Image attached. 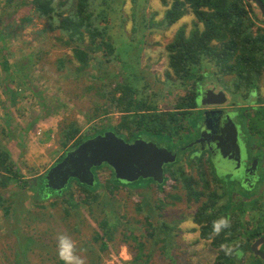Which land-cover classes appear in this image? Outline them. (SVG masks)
I'll use <instances>...</instances> for the list:
<instances>
[{
	"label": "rangeland",
	"instance_id": "374dc122",
	"mask_svg": "<svg viewBox=\"0 0 264 264\" xmlns=\"http://www.w3.org/2000/svg\"><path fill=\"white\" fill-rule=\"evenodd\" d=\"M110 4L111 10L116 12L110 14L108 23L111 52L105 49L111 61L106 62L104 49L95 54L103 62L99 73L92 69L87 72L105 76V80L94 82L91 74H77L74 64L69 61L71 51L57 40L58 33L41 36V22L35 19L31 23L19 21L20 17L28 15L26 8L15 14L12 9L4 8V0H0V145L11 153V159L24 179L30 181L43 176L65 153L60 146V133L71 123L77 124L79 135L118 127L122 116L107 108V91H111V85L120 82L126 73L142 79L140 90L156 99L152 98L160 111L176 103L179 92L169 91L170 83L165 77L166 46L179 29L184 28L186 34L189 33L193 15L187 13L172 26L163 28L160 23L166 7L160 0H110ZM4 62L9 65V71H5ZM221 77L223 81L232 79L231 76ZM213 82L222 86L219 79ZM259 84L264 86V77ZM104 93L106 97H103ZM236 100L244 105L241 95ZM192 121L193 118L187 121L184 131L189 132L190 137L195 123ZM121 132L128 135L126 130ZM146 134L143 135L145 140L152 138ZM261 136L264 137V127L250 137L256 150L264 153V147L258 146ZM162 138L159 139L162 144L175 143L173 137ZM180 153L178 158L184 155ZM201 160L199 158L193 165L198 169V164H205L211 170L204 156ZM212 171L210 174L224 184L229 199L245 204L259 201V196L252 200L235 194L225 177L213 175ZM109 175L108 170L100 171V182L104 183ZM170 187L171 184L166 185L163 193L153 185L139 189L119 187L112 197H101V202L108 205L105 208L107 214L102 213L99 206L92 209V215L87 208L66 215L62 205L51 206V197L39 201L33 192L22 189L20 184L0 188V264H213L217 249L209 241L200 239L198 226L192 221L199 203H187L178 192L181 200L164 199L166 205L159 209L160 214H156L158 199L162 200L171 191ZM211 188L214 189V185ZM68 193L76 198L78 190L74 182ZM142 199L148 204L138 212V202ZM147 213L152 216L155 226L165 223L173 229L167 243L161 240L163 234L147 236ZM117 216L120 226L113 242L106 241L108 248L101 251L99 244L93 242L97 223L106 218L112 224ZM26 239L32 243L23 244ZM137 241L143 244V251L140 260L135 262ZM249 254L247 252V256Z\"/></svg>",
	"mask_w": 264,
	"mask_h": 264
},
{
	"label": "trees",
	"instance_id": "16d2710c",
	"mask_svg": "<svg viewBox=\"0 0 264 264\" xmlns=\"http://www.w3.org/2000/svg\"><path fill=\"white\" fill-rule=\"evenodd\" d=\"M261 1L264 4V0ZM160 2L166 7L160 23L163 28L172 26L187 13H191L194 17L189 33L186 34L184 28L179 29L174 39L166 46L168 65L165 77L170 83L167 87L169 91L179 92L176 103L169 111H160L154 102L156 99L152 97L154 99L152 100L151 95H145L140 90L142 79L128 72L121 77L120 82L111 85V91H107V108L122 116L118 127L102 128L91 135H79L80 129L77 124L71 123L60 133V146L65 153L83 141L108 130L114 131L119 137H124L118 134L119 130L128 131L129 137H137L135 136L137 132L145 134L155 130L168 138L174 137L184 145L188 142V135L184 133L185 124L193 118L192 122L195 123L192 127L196 125L197 120L194 117L197 115L194 114V110L199 105L200 87L206 81L211 80L210 78L215 77L216 74L220 77L234 75L239 86L253 89L257 80L264 77V23L258 8L251 2L247 0H171V2L160 0ZM4 8L12 9V13L15 14L26 8L28 15L20 17L19 21L31 23L35 19L41 22L42 28L39 31L41 36L58 33L57 40L71 51L69 61L74 64L78 75L91 74L94 82L105 80V76L92 75L87 71L92 69L99 73V66L103 62L95 54L102 49L106 52L104 55L106 62L111 61L108 52L105 51L107 48L111 52L112 48L108 23H110V14L115 11L111 10L110 0H4ZM59 63L62 64V61ZM3 64L5 71H9L7 62ZM213 68L216 70L213 71ZM126 76H129V79ZM115 78L118 79L116 76ZM182 90L184 92H181ZM103 97H106L105 93ZM107 108L104 109L106 113ZM65 153L56 163L61 161ZM197 167L202 173L199 174V181L185 176L182 166L176 163L165 169L167 179L161 185L151 180L122 185L115 179L113 171L108 166L102 165L92 169L95 176L93 186L72 181L78 190L74 198L72 193L66 194L71 184L57 193L44 187V175L30 181L24 179L20 169L14 165L8 149L0 145L1 189H6L10 184H20L22 189L33 192L39 201L51 197V206L62 205L61 209L66 215L81 208H87L92 215V209L99 206L101 212L107 214L105 208L108 205L101 202V197L103 195L112 197L119 187L139 189L147 188L152 183L163 193L166 185L171 184L170 192L176 193L169 192L162 200L158 199L156 214H160L159 209L162 210L166 205L164 199L180 201L182 197L178 192L184 196L187 203H199L192 221L198 226L200 239L209 241L211 246L217 249L213 264H264V261L251 252L247 256L250 241L257 239L256 235L239 237L236 234L239 231L231 223V203L227 194L212 189V182L215 184L216 180L205 177L201 164ZM105 170H108L110 175L104 183H101L98 173ZM100 189L104 191L100 192ZM220 199L225 201L217 205ZM147 204L143 199L140 200L137 211H143V207ZM7 212L5 209L6 214ZM259 217L261 221L255 231L264 235V211ZM118 219L117 216L112 224H109L106 218L97 223L93 242L99 244L101 251L108 248L106 241L113 242L120 226ZM219 220H226L227 227H222L216 232L213 226ZM240 222L239 220V224ZM145 224L148 237L163 234L161 240L167 243L169 232L173 230L170 226L165 223L155 226L152 216L148 213L145 214ZM24 243L32 242L26 239ZM29 248L30 245L27 249ZM137 248L135 262L142 257L143 244L137 241ZM261 251L264 252V245Z\"/></svg>",
	"mask_w": 264,
	"mask_h": 264
},
{
	"label": "flooded vegetation",
	"instance_id": "af4514ba",
	"mask_svg": "<svg viewBox=\"0 0 264 264\" xmlns=\"http://www.w3.org/2000/svg\"><path fill=\"white\" fill-rule=\"evenodd\" d=\"M228 76H231L232 79L223 81V77L216 74V79L208 80L202 85L212 83L214 85L212 92L216 96H213L212 104L203 106L202 109H199L198 105L194 110V114L197 115L195 118L197 122L194 127H191L193 136L190 137L189 132H185L188 135V142L184 145H181L177 140H175V143L170 142L173 143L172 145L170 143H160L159 139H163L164 135L162 136L155 130L147 132L148 134L146 135L152 137L147 140L143 137L144 134H139L138 132L135 134L137 137H129V135H125L121 131L118 134L124 135L121 138L128 143L141 139L153 142L158 147H165L169 151L176 152V161L170 165L178 163V166H182L185 176H190L198 181L200 180L199 174L202 173L193 164L204 156V161H207L212 167L213 175L222 174L228 186L231 187V191L235 192V194L242 196L243 199L252 198V200L255 199L254 197L259 196V201L256 200L253 204H245L233 199L228 200L231 203L232 226L234 227L235 225V229L239 231L236 234L239 237L256 235L258 239L264 236L261 232L255 231L261 221L259 216L264 211V200L262 202V196L264 197V153H261V150H256L250 136L258 134L261 127H264V94H262L264 86L262 87L259 84L261 80L259 79L253 89H246L239 86L240 84L234 75ZM217 79L221 80L222 86L214 84L213 81ZM220 93H222L221 96L219 95ZM238 95H241L244 100L243 106L236 100ZM169 109L162 112H167ZM199 120L200 122H198ZM199 139L202 141L197 144L196 141ZM193 143L195 144L188 148V145ZM258 143L259 148L264 147V137L261 136ZM180 152L184 153L182 158H178L181 154ZM168 166L164 167V181L167 179L165 169ZM205 168L207 166L204 164L202 169H204L205 177H211L214 180L215 177L210 174L211 170L209 167ZM215 180V184L212 182L211 187L214 185L218 192L220 191L221 194L223 192L226 193L224 184L222 185L219 180ZM71 183L72 181L69 185ZM151 185L154 186L152 183ZM223 201L225 200L220 199L217 205H220ZM239 220L241 221L240 224ZM236 222L238 223L235 224ZM254 241H250L247 252H251V245ZM261 249L262 246L260 251Z\"/></svg>",
	"mask_w": 264,
	"mask_h": 264
},
{
	"label": "water",
	"instance_id": "95a60500",
	"mask_svg": "<svg viewBox=\"0 0 264 264\" xmlns=\"http://www.w3.org/2000/svg\"><path fill=\"white\" fill-rule=\"evenodd\" d=\"M247 1L258 8L264 23L262 1ZM213 88L212 83L200 87V106L212 104ZM219 95L221 96L222 93ZM201 141L199 139L196 143L199 144ZM194 144L188 145V148ZM176 157V152L158 147L153 142L138 139L128 143L114 131L108 130L66 152L61 161L51 166L44 174V187L57 193L65 190L71 181L91 187L95 182L92 169L102 165L108 166L113 171L115 179L122 185H130L139 180H152L161 185L164 182V167L173 164ZM262 245H264V236L252 243L251 252L264 261V252L260 251Z\"/></svg>",
	"mask_w": 264,
	"mask_h": 264
},
{
	"label": "clouds",
	"instance_id": "9594fccd",
	"mask_svg": "<svg viewBox=\"0 0 264 264\" xmlns=\"http://www.w3.org/2000/svg\"><path fill=\"white\" fill-rule=\"evenodd\" d=\"M214 230L216 232H219L221 230L222 227H227V221L226 220H219L217 222L214 223ZM61 247L63 248L64 245H63V242L61 243ZM63 252L61 253V255L63 256Z\"/></svg>",
	"mask_w": 264,
	"mask_h": 264
},
{
	"label": "crops",
	"instance_id": "0c3cea01",
	"mask_svg": "<svg viewBox=\"0 0 264 264\" xmlns=\"http://www.w3.org/2000/svg\"><path fill=\"white\" fill-rule=\"evenodd\" d=\"M11 154V153H10Z\"/></svg>",
	"mask_w": 264,
	"mask_h": 264
}]
</instances>
